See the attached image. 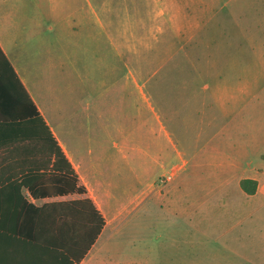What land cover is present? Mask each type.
Here are the masks:
<instances>
[{"label":"crops","instance_id":"0c3cea01","mask_svg":"<svg viewBox=\"0 0 264 264\" xmlns=\"http://www.w3.org/2000/svg\"><path fill=\"white\" fill-rule=\"evenodd\" d=\"M117 9L108 0H0V51L50 129L60 162L70 165L86 190L85 195L6 193L8 132L0 131V264H264L262 167L234 159L232 169L223 170L213 155L209 168L188 170L187 160L173 168L124 167L129 154L140 151L126 147L127 119L138 118L140 127L143 113L154 109L143 103L142 82L128 68L129 55H138L132 47L138 38H130L128 22L114 20ZM216 31L230 52L217 58L213 107L231 119L264 98V33L250 32L242 52L239 37L226 36L223 25ZM26 35L33 42L28 44ZM95 60L101 67L109 62L98 71L100 86L90 84ZM121 67L122 81L112 83ZM153 114L166 138L160 147L166 156L173 147L168 119L164 126ZM156 159L153 155L154 164ZM242 181L255 182L254 190L250 183L243 189ZM227 189L233 191L232 202L257 212L255 220L192 215L204 206L228 208L219 201ZM146 203V213L137 214ZM97 214L104 226L76 263ZM54 232L63 238L49 235ZM73 238H79V247Z\"/></svg>","mask_w":264,"mask_h":264},{"label":"rangeland","instance_id":"374dc122","mask_svg":"<svg viewBox=\"0 0 264 264\" xmlns=\"http://www.w3.org/2000/svg\"><path fill=\"white\" fill-rule=\"evenodd\" d=\"M106 1L99 0V3ZM108 3L118 8L112 13L114 20L128 22L130 38H138V46H132L133 53L138 48V55H129L128 68L136 71L138 82H142L143 103L151 105L164 126L168 119L167 132L172 134L173 140L172 152L168 146L164 156L160 147L164 149L166 138L159 126H155L154 112L143 113L140 127L138 118H132L131 122L127 119L125 135L129 140L126 147H140V151L130 153L124 167L158 168L162 165L173 168L182 166L187 160L184 167L188 170L198 165L209 168L210 155H213L223 170H231L229 164L234 159L251 161L256 168L264 169V98H255L247 109L231 119L221 118L213 107L217 58L219 55L225 58L230 52L227 43L222 41V34L216 31L217 26L226 28V36L230 32L231 36L239 37L240 50L246 51L244 40L250 32L258 29L259 37L264 33L262 1L108 0ZM191 15L196 16L193 21L186 18ZM23 39L28 44L33 42H29L27 35ZM218 39L222 44L218 45ZM93 63L90 84L103 85L98 71L107 69L109 62L104 67L98 60ZM120 72L119 78L112 79V83L122 81L125 74L122 67ZM153 155L157 157L155 164ZM231 193L233 191L227 189L219 194L220 205L223 199L226 201L223 206L228 208L214 210L204 206L192 215L255 220L257 212L241 201L232 202ZM147 207V203L139 206L136 213L145 214Z\"/></svg>","mask_w":264,"mask_h":264},{"label":"trees","instance_id":"16d2710c","mask_svg":"<svg viewBox=\"0 0 264 264\" xmlns=\"http://www.w3.org/2000/svg\"><path fill=\"white\" fill-rule=\"evenodd\" d=\"M8 62L0 51V131L8 132L4 191L21 193L22 189H26L33 195L37 193L85 195L86 190L78 186L77 177L70 165L65 160L60 162L63 156L50 129L42 120L43 118L29 99L26 89ZM249 183L253 191L255 182L242 181L241 186L245 189ZM56 184H61L60 188L52 186ZM1 192L2 188H0ZM75 204L80 206L82 203ZM103 226L104 221L99 214L95 223L89 222L88 240L86 244H83L79 257L74 260L76 263L93 245ZM49 235L62 237L55 232ZM71 243L74 248L80 246L79 238L77 242L73 238ZM53 244L62 246L58 242Z\"/></svg>","mask_w":264,"mask_h":264}]
</instances>
